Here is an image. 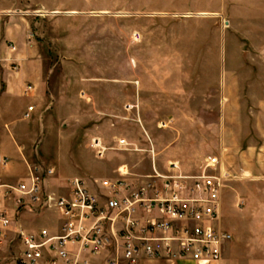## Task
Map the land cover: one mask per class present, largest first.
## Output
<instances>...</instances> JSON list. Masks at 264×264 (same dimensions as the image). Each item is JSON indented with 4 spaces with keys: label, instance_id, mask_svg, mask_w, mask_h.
<instances>
[{
    "label": "rangeland",
    "instance_id": "obj_1",
    "mask_svg": "<svg viewBox=\"0 0 264 264\" xmlns=\"http://www.w3.org/2000/svg\"><path fill=\"white\" fill-rule=\"evenodd\" d=\"M243 1L227 14L226 0H0L7 23L34 34L28 52L25 31L0 47L2 82L21 72L18 54L38 64L27 70L40 83L33 116L10 133L19 160L55 169V193L74 178L100 190L120 169L148 175L153 159L224 174L223 221L242 258L264 264V180L244 174L264 145V0ZM45 216L21 223L31 231ZM13 230L0 264L20 252Z\"/></svg>",
    "mask_w": 264,
    "mask_h": 264
},
{
    "label": "built area",
    "instance_id": "obj_2",
    "mask_svg": "<svg viewBox=\"0 0 264 264\" xmlns=\"http://www.w3.org/2000/svg\"><path fill=\"white\" fill-rule=\"evenodd\" d=\"M7 162L0 157V164ZM28 168V179L18 185L0 182V203L15 205L13 215L0 209V243L13 229L19 241L11 264H94L101 258L104 264L221 263L233 240L222 227L224 174H187L178 162L162 170L153 159L150 175L122 171L97 191L74 178L55 193L45 185L55 169ZM21 214L46 215L49 222L24 231Z\"/></svg>",
    "mask_w": 264,
    "mask_h": 264
},
{
    "label": "crops",
    "instance_id": "obj_3",
    "mask_svg": "<svg viewBox=\"0 0 264 264\" xmlns=\"http://www.w3.org/2000/svg\"><path fill=\"white\" fill-rule=\"evenodd\" d=\"M243 2H244L243 0H230V2L229 0H226V13L228 14L229 12V5L231 7H233L234 4H237L238 6L239 5L242 6L244 4ZM251 2H252L251 4H253V2L256 3L257 7H258V3L260 5V2L258 0H252ZM257 9L258 8L253 9V11L257 12L258 11ZM5 15L2 12L0 13V47H2L3 44H5L7 39H13L12 41H14V38H16L17 35H21V34L23 35L25 31L28 37L27 38L28 42L25 45V50L33 48L34 47V34L30 32L28 33L27 28H25V25L23 23L19 24L17 22L15 23L11 21V23L8 24L7 17ZM230 19H233L232 16L230 17ZM17 45L16 44L11 45L12 46L11 48H15V49H12V51H17L18 47L21 48V46H19V43ZM21 52H24V50L23 51L21 50ZM16 58L18 61L24 64L21 72L20 73L19 71L16 72L19 75H17L16 77L5 78L3 80L4 83L2 82L1 77H0V150L5 149L9 152V154L6 157L2 156L0 153V157L8 159V162L6 165L0 164V166L3 167L2 170L0 171V182H6L7 184L9 183L11 184L13 179L15 178H20L21 179L20 182H23L28 179V176H29L28 165L19 160L18 154L15 152V150L11 146L13 145L14 138L10 136V133L17 132L18 130L16 127L18 125H21L22 121L26 120L31 115L33 116L32 113H28L29 108L31 107L32 103L34 102L38 103L39 98H40L39 92L37 89L38 85H40L38 81L39 78L28 75L27 73L28 72L27 70L29 68H38V64L34 61L25 62V57L23 55L18 54ZM29 82L32 83V86L28 85ZM258 131L260 133L261 132L263 133L262 137L264 139V127L259 125ZM246 163H247V167L245 169L244 174H246L249 177L254 176L260 180H264V145L262 147H259L255 153L253 150L248 151L246 155ZM19 168L22 169L21 175L17 176V173H18L17 169ZM166 168H164V170ZM122 171L123 169L119 170L118 176L116 178L119 177ZM129 173L134 175V177L145 176V175L133 174L131 172ZM151 173H152V167H151V172H149L148 175H150ZM66 182L63 186H61L60 188L61 190H59V192L62 191L63 187L66 185ZM223 197L225 198V192H224ZM224 202H225V199H224ZM3 208H6L7 210H9L10 214L12 215L15 213V205L13 202H8L6 205L0 203V209H3ZM22 216H24V214L17 216L18 226L24 231H30L25 227L26 225H24V223H21ZM222 216L224 217L223 212H222ZM48 222L49 220L45 218L43 220H40L39 222H34V225H36V227L33 228L31 231L39 229L41 225H45ZM228 223L229 222H226V221L224 222L222 220V227L224 230L231 233L230 225ZM237 229L238 228L234 227L233 231H235L236 233ZM243 242L244 241L242 239L241 240L239 239L238 241L232 240L230 243H228L225 247L224 259L221 263H213V262H206V261H202V262L179 261L173 264H256V262L254 263L252 261H249L248 258H242L243 255L240 250H241V247L244 245Z\"/></svg>",
    "mask_w": 264,
    "mask_h": 264
}]
</instances>
